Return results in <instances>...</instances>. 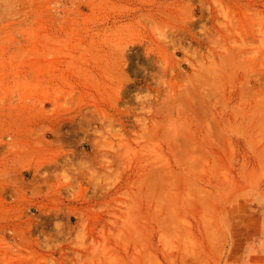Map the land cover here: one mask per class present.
<instances>
[{"label":"rangeland","instance_id":"rangeland-1","mask_svg":"<svg viewBox=\"0 0 264 264\" xmlns=\"http://www.w3.org/2000/svg\"><path fill=\"white\" fill-rule=\"evenodd\" d=\"M0 264H264V0H0Z\"/></svg>","mask_w":264,"mask_h":264}]
</instances>
